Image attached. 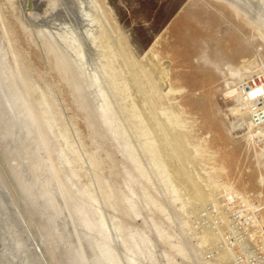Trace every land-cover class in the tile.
Instances as JSON below:
<instances>
[{
	"label": "rangeland",
	"instance_id": "1",
	"mask_svg": "<svg viewBox=\"0 0 264 264\" xmlns=\"http://www.w3.org/2000/svg\"><path fill=\"white\" fill-rule=\"evenodd\" d=\"M29 1L0 0V264H95L88 228L115 264H264V95L245 103L264 27L219 0H34L35 16ZM129 69L151 75L156 110Z\"/></svg>",
	"mask_w": 264,
	"mask_h": 264
},
{
	"label": "bare ground",
	"instance_id": "2",
	"mask_svg": "<svg viewBox=\"0 0 264 264\" xmlns=\"http://www.w3.org/2000/svg\"><path fill=\"white\" fill-rule=\"evenodd\" d=\"M215 1H217V0H215ZM222 1H223L225 4L229 5L230 8L233 9L237 14H239L240 9H243V10L246 12V13L244 12V13H245V17H246V15H247L248 19L250 20V23L253 24V27H254V26H256V27H258V28H260V27H262V26L264 27V18H263V19L261 18V17H262V14L260 13V10H258V8H255V6H254L255 2L258 1V0H219L220 3H221ZM98 2H99L98 0H97V1H96V0H91V4L94 6V8H96V7H97V8H98V7L100 8V5L98 4ZM223 2H222V3H223ZM52 3H54V2L52 1ZM33 4H36V3H34V0L29 1V2H28V8H29V11H30V12L32 11V12H31L32 14H31V13H30V14L35 16V14H37V13L34 11V9H35V5H33ZM89 4H90V3H89ZM101 4H102V3H101ZM97 5H98V6H97ZM99 10H101V9H99ZM33 11H34V12H33ZM100 12H101V11H99V14H100ZM97 13H98V11H97ZM242 13H243V11H242ZM260 14H261V17H260ZM98 16H99V15H98ZM103 17H105V16L103 15L102 18H103ZM97 19H98V18H97ZM99 19H100V18H99ZM105 19H106V18H105ZM246 19H247V18H246ZM248 19H247V21H248ZM101 20H104V19H101ZM103 23H105V22H103ZM114 23H115V22H114ZM105 29H106V28H105ZM109 31H110V30H109ZM107 33H109V32H107ZM104 34H105V33H104ZM110 34H111V32H110ZM111 35H112V34H111ZM104 36H105V35H104ZM109 36H110V35H108L107 37H109ZM113 36H114V35H113ZM42 37H43V36H42ZM110 38H111V37H109V39H110ZM107 39H108V38H107ZM13 41H14V40H13ZM51 41H52V40H51ZM102 41H103V39H102ZM106 41H107V40H106ZM106 41H105V42H106ZM110 41H111V40H110ZM116 42H117V41H116ZM110 43H111V42H110ZM114 43H115V42H114ZM49 44H50V43H49ZM104 44H105V43H104ZM107 44H109V40H108V43H107ZM105 45H106V44H105ZM110 45L113 46V44H109V45H106V46H107V47H108V46L110 47ZM112 46H111V48L114 47V46H113V47H112ZM117 46H119V45H117ZM48 47H49V46H48ZM107 47H106V49H107ZM109 47H108V49H109ZM152 47H154V46H152ZM103 48H105V47H103ZM111 48H110V50H112ZM116 48H117V47H116ZM116 48H115V47L113 48V49H114V52H115V49H116ZM57 49H58V48H57ZM108 49H107V50H108ZM152 49H153V48L149 49L148 51H150V50H152ZM48 51H50V50H48ZM50 52H51V51H50ZM54 52H55V51H54ZM54 52H53V53H54ZM109 52H113V51H109ZM109 52H108V53H109ZM114 52L108 54L109 56H110V54H111V55L113 54V56H112L111 59L115 58V56H114ZM116 52H118V55H119V54L122 55V53H120V52L118 51V49H116ZM116 52H115V54H116ZM146 53H147V52H146ZM123 54H124V53H123ZM127 54H128V53H127ZM147 54H148V53H147ZM108 55H107V56H108ZM118 55H117V57H119ZM125 55H126V54H125ZM125 55H124V56H125ZM104 56H105V55H104ZM109 56H108V57H109ZM56 57H57V56H56ZM110 57H111V56H110ZM120 57H121V56H120ZM127 57H128V56H127ZM151 57H152V56H151ZM157 57H158V56H157ZM158 58H159V57H158ZM150 59H151V58H150ZM60 60H62V58H61ZM113 60H114V59H113ZM116 60H117V59H116ZM116 60H115V61H116ZM118 60H119V58H118ZM127 60H130V59L127 58ZM120 61H121V64H122V65H123V62H127V61H125V60H123V62H122V60H120ZM149 61H150V60H149ZM61 62H62V61H61ZM111 62H112V61H111ZM111 62H110V65H111L112 67H115L114 64H111ZM129 62H130V61H129ZM135 62H136V61H135ZM141 62H142V61H141ZM112 63H113V62H112ZM116 63L119 64V61H116ZM137 63H138V62H137ZM144 63H145V62H144ZM118 64H116V67H115V68H117ZM127 64H128V63H126V68H125V67H124V68L128 70L127 67H129V65L127 66ZM133 64H134V63H133ZM138 64H139V63H138ZM138 64H137V65H138ZM146 64H147V62H146ZM149 64H150V63H149ZM57 65H59V64H57ZM124 65H125V64H124ZM124 65H123V66H124ZM63 66H64V64H63ZM63 66L60 65L59 67L61 68V67H63ZM138 66H139V65H138ZM138 66H137V67H138ZM140 66H141V65H140ZM144 66H145V65H144ZM147 66H148V64H147ZM153 66H155V65H153ZM156 66H157V65H156ZM158 66H159V65H158ZM158 66H157V67H158ZM165 66H166V65H165ZM137 67H136V68H137ZM145 67H146V66H145ZM148 67H150V65H149ZM151 67H152V66H151ZM160 67H161V65H160ZM166 67H167V66H166ZM121 68H122V66H120V72L123 71V74H124L125 69L123 68V70H122ZM131 68H132V67H131ZM57 69H58V68H57ZM61 69H64V68H61ZM66 69H67V68H66ZM117 69H119V68H117ZM133 69H134V68H133ZM139 69H140V67H139ZM151 69H152V68H150V72H151ZM155 69H156V68H155ZM162 69H163V68H162ZM121 70H122V71H121ZM131 70H132V69H131ZM141 70H142V68H141ZM141 70H140V71H141ZM144 70H145V69H144ZM153 70H154V69H153ZM159 70H160V69H159ZM59 71H60V70H59ZM65 71H66V70H65ZM114 71H115V70H114ZM133 71H134V70H133ZM133 71H130V69H129V72H133ZM135 71H136V73H134ZM135 71H134L133 73L138 75V76L136 75V77H137V81H136V83H135V81L133 80V79H135V78H133V79L131 78V75H132L133 73H129L128 71H126V72L129 73V74H127V76L131 74V75H130V78L132 79V80H131L132 83H135L136 85H138V86H136L135 84H134V85L132 84L133 86H135V87L137 88V93H136V94H138V96L136 95L137 98L139 97V99H140V98L142 97V98H141V101H143V103L140 101V103H142V106H144L145 104H148V103L145 102V101H148V102L151 103V106H153V108L155 109V108H156V106H155V105H156V101H155L156 99H155L154 94L156 95V94L158 93V91H157L155 88H153L154 86H151L150 84L148 85L147 82H146V84H145V82H144V80H145L146 78L149 79L151 75H147V74H145L147 77H145V79L142 78V79H144L143 82H142L141 76L138 74L137 70H135ZM157 71H158V70H157ZM165 71H166V70H165ZM165 71H164V73H165ZM71 72H72V71H71ZM75 72H76V71H75ZM115 72H116V73H119V70H118V72H117V71H115ZM142 72H143V70H142ZM150 72H149V73H150ZM153 72H154V71H153ZM153 72H152V73H153ZM61 73H62V72H61ZM64 73H65V72H64ZM76 73H77V72H76ZM156 73H158V72H156ZM162 73H163V72H162ZM65 74H67V73H65ZM154 74H155V73H154ZM166 74H167V71H166ZM60 75H61V74H60ZM145 75H144V76H145ZM164 75H165V74H164ZM127 76H126V79L128 80ZM144 76H142V77H144ZM152 76H153V75H152ZM157 76H158V75H157ZM160 76H161V75H160ZM162 76H163V75H162ZM166 76H167V75H166ZM73 77H74V76H73ZM75 77H76V75H75ZM156 78H157V77H156ZM163 78H164V76H163ZM163 78H162V79H163ZM71 79H72V78H71ZM123 79H124V78H123ZM123 79H122V82H123ZM152 79H153V78H152ZM154 79H155V78H154ZM154 79H153V80H154ZM158 79H159V78H158ZM165 79H166V78H165ZM167 79H168V77H167ZM77 80H78V79H77ZM153 80H152V81L149 80V82H153ZM169 80H170V79H169ZM72 81H73V80H72ZM75 81H76V80H75ZM81 81H82V79H81ZM133 81H134V82H133ZM146 81H147V80H146ZM162 81H163V80H162ZM124 82H126L125 79H124ZM158 82H159V81H158ZM160 82H161V81H160ZM72 84H73V83H72ZM77 84H78V83H77ZM124 84H125V83H124ZM128 84H131V82L129 83V81H128ZM128 84L126 83V85H128ZM158 84H159V83H158ZM166 84H167V83H165V84L162 85V86L165 87ZM155 85H157V84H155ZM123 86H124V85H123ZM168 86H169V85H168ZM168 86H166L167 89H168ZM76 87H77V86H76ZM128 87L130 88V86H128ZM163 87H161V88H163ZM132 88H134V87H132ZM165 89H166V88H165ZM167 89L165 90L166 92H167ZM169 89H170V88H169ZM135 91H136L135 89L133 90V92H132V90H131V93H133V94H131V95L134 96V95H135V94H134ZM161 91H162V90H161ZM234 91H238V90L235 89V90H233L232 92L234 93ZM170 92L172 93L171 90H170ZM162 93H163V92H162ZM174 93H175V92H174ZM178 93H179V92H178ZM235 93H236V92H235ZM129 94H130V93H129ZM157 95L159 96V95H161V94L159 93V94H157ZM163 95H165V94L163 93ZM166 95H169V94H166ZM166 95H165V96H166ZM244 95H245V94H244ZM263 95H264V86L257 85L256 88L253 87V89H252L248 94H246L245 103H247L248 105H250L249 107H250V109H251V106H252L251 103H253V101H255L258 97H261V96H263ZM17 96H18V95H16V97H17ZM162 97H163V96H162ZM242 97H243V96H242ZM158 98H161V96L158 97ZM261 98H262V97H261ZM263 98H264V97H263ZM263 98H262V99H263ZM19 99H20V98H19ZM241 99H242V98H241ZM243 99H244V98H243ZM258 99H259V98H258ZM17 100H18V99H17ZM130 100H131V99H130ZM133 100H134V102L136 101L135 99H133ZM133 100H131V101H133ZM158 100H159V99H158ZM164 100H165V99H164ZM164 100H163V101H164ZM166 100H167V99H166ZM238 100H240V99H238ZM20 101H21V100H19V103H20ZM137 101H139V100L137 99ZM137 101H136V103H137ZM16 102H17V101H16ZM79 102H80V101H79ZM134 102H133L131 105H133ZM144 102H145V103H144ZM159 102H160V101H159ZM164 102H165V101H164ZM255 102H256V101H255ZM255 102H254V103H255ZM140 103H139V106H140ZM157 103H158V102H157ZM168 103H169V102H168ZM23 104H24V103H23ZM23 104H22V105H23ZM143 104H144V105H143ZM163 104H164V103H163ZM18 105H19V104H18ZM22 105H21V106H22ZM25 105H27V104H25ZM25 105H24V107H25ZM83 105H84V103H83ZM136 105L138 106V104H136ZM169 105H170V104H169ZM244 105H245V104H244ZM248 105H247V106H248ZM133 106H134V105H133ZM162 106H163V105H162ZM170 106H171V105H170ZM24 107L22 106L21 109H23ZM148 107H150V105H149V106L145 105V108H148ZM245 107H246V106H245ZM249 107H247V108L249 109ZM253 107H254V106H253ZM135 108H136V106H135ZM137 108H138V107H137ZM151 108H152V107H151ZM82 109H83V107H82ZM157 109H158V108H157ZM169 109H170V108H169ZM169 109H168V110H169ZM243 109H244V108H243ZM245 109H246V108H245ZM135 110H137V109H135ZM151 110H152V109H151ZM151 110H150V112H149V110H148V112H146L147 110H146V111L144 110L143 113L150 114V113H151ZM155 110H156V109H155ZM139 111H140V110H138V113H139ZM142 111H143V110H142ZM163 111H164V114L166 115V111H165V109H164ZM253 111H254V110H253ZM136 112H137V111H136ZM152 112H153V110H152ZM262 112H263V111H262ZM155 113H157V112H155ZM159 113H160V112H159ZM161 113H162V112H161ZM171 113H172V112H171ZM171 113H170V114H171ZM173 113H175V112H173ZM176 113H177V112H176ZM250 113H251V114H255V115H257V114H256L257 112L253 113L252 110H246L245 115H244V118L251 119L253 116L251 117V114H250ZM28 114H29V111H28ZM147 114H146V115H147ZM152 114H154V112H153ZM162 114H163V113H162ZM162 114H161V115H162ZM164 114H163V115H164ZM146 115H145V116L142 115V117H140V116L138 115V116L140 117V118H138V119H140V120H138V122L141 121V119H143L144 117H146ZM157 115H158V114H157ZM167 115H168V114H167ZM242 115H243V113H242ZM147 116H148V115H147ZM149 116H151V115H149ZM169 116H171V115H169ZM155 117H156V116H155ZM172 117H173L172 120H171L170 118H167V120L170 119V124H169V126H170L171 124H172V126H173V124H174V125H175V128H177L178 130H180V137H182V140H184L185 143L190 144V145L193 146V143H191L192 140H191L189 134L187 133V130L185 129V125H184V123H183L180 119H178L177 116H176V118H175L174 116H172ZM242 117H243V116H242ZM250 117H251V118H250ZM258 118H259V117H258ZM149 119H151L150 121H152V117L149 118ZM156 119H157V118H156ZM145 120H146V119L142 120L143 123H141V124H142L143 126L146 124L145 122H146L147 120H146V121H145ZM159 120H160V119H159ZM245 120H246V119H245ZM256 120H257V119H256ZM154 121L156 122L157 120L154 119ZM247 121H249V120H247ZM157 122L159 123V124H158V127H159V128L157 129V131H159V129L162 127V125H160V122H159V121H157ZM150 123H152V122H150ZM163 123H166V124H167V123H169V122H164V121H163ZM252 124H255V123H252ZM252 124H251V125H252ZM147 125H148V124H147ZM147 125H146V126H147ZM150 125H151V124H150ZM152 125H153V124H152ZM154 125H155V123H154ZM156 126H157V125H156ZM156 126H155V128H157ZM160 126H161V127H160ZM255 126H257V125H255ZM144 127H145V126H144ZM149 127H150V126H149ZM149 127H148V128H149ZM153 127H154V126H153ZM164 127H165V125H164L162 128H164ZM173 127H174V126H173ZM145 128H147V127H145ZM148 128H147V129H148ZM150 128H152V127H150ZM150 128H149V129H150ZM155 128H154V129H155ZM162 128H161V130H162ZM255 128H256V127H255ZM257 128L259 129V127H257ZM152 129H153V128H152ZM165 129H166V128H165ZM165 129H164V130H165ZM164 130H163V131H164ZM170 130H172V129L170 128ZM174 130H175V129H174ZM174 130H173V131H174ZM251 130H252V129H251ZM163 131H162V132L159 131V133H160V132L163 133ZM254 131H256V130H254ZM149 132H151V131H149ZM164 132H165V131H164ZM167 132H169V131H167ZM176 132H177V131H176ZM260 132H261V131H260ZM161 133H160V134H161ZM173 133H174V132H173ZM165 134H166V133H165ZM177 134H179V133H177ZM258 134H259V133H258ZM258 134H257V135H258ZM260 134H261V133H260ZM260 134H259V135H260ZM170 135H171V133H170ZM251 135H252V134H251ZM254 135H255V134H254ZM262 135H263V134H262ZM153 136H155V135H153ZM160 136H161V135H160ZM163 136L165 137V135H163ZM163 136H161V137H163ZM255 136H256V135H255ZM175 137H177V136H175ZM178 137H179V136H178ZM178 137H177V138H178ZM156 138H157V137H156ZM167 138H168V137H167V135H166V140H167ZM177 138H176V139H177ZM179 140H181V138H180ZM164 141H165L164 138H163V139H160L161 144H162ZM183 143H184V142H183ZM185 143H184V144H185ZM174 144H175V143H174ZM167 145H168V144H167ZM162 146H164V145L162 144ZM179 146H180V145H179ZM183 146H184V145H183ZM194 146H195V145H194ZM194 146H193V147H194ZM157 147H159V146H157ZM160 147H161V146H160ZM164 147H165V146H164ZM164 147H163V148H164ZM181 147H182V146H181ZM168 148H169V147H168ZM174 148H175V147H174ZM190 148H191V147H190ZM190 148H189V149H190ZM164 149H165V148H164ZM166 149H167V147H166ZM166 149H165V150H166ZM189 149H188V150H189ZM191 149H192V148H191ZM195 149H196V148H195ZM200 149H202V147H200ZM200 149L197 148V150L199 151V152H198L199 155L204 154V151H202V150H200ZM170 150H171V148H169V152H171L172 154H175V153H173V152L170 151ZM172 150H173V149H172ZM174 150H175V149H174ZM176 151H177V149H176ZM176 151H175V152H176ZM189 151H190V150H189ZM193 151H194V150H193ZM169 152H168V154H169ZM181 152H182V151H181ZM190 152H191V151H190ZM196 152H197V151H196ZM162 153H163V152H162ZM165 153H166V151H165ZM171 153H170V154H171ZM198 153H195V154H194V153H191V154L196 155V154H198ZM172 154H171V155H172ZM164 155H165V154H164ZM164 155H163V156H164ZM166 155H167V153H166ZM171 155H169V156H171ZM186 155H187V154H186ZM189 155H190V154H189ZM178 156H179V155H178ZM180 156L182 157V155H180ZM259 156H261V155H259ZM184 157H186V156H183V157H182L183 160L186 161V160L188 159V157H186V158H187L186 160L184 159ZM196 157H197V155H196ZM164 158H165V157H164ZM167 158H168V157H167ZM182 158H181V159H182ZM171 159H173V155H172V158H171ZM176 159H177V158H176ZM176 159L174 158V160H176ZM178 159H179V158H178ZM166 160H167V159H166ZM174 160H173V161H174ZM190 160H192V159H191V156H190L189 161H190ZM164 161H165V160H164ZM173 161H170V159L168 160L169 164H170V162H172V164H173V163L175 164V162H176L177 160L174 161V162H173ZM177 162H178V161H177ZM177 162H176V163H177ZM195 162H197V160H196ZM165 163H166V162H164V164H165ZM178 163H180V162H178ZM197 163H198V162H197ZM197 163H196V164H197ZM158 165H159V164H158ZM166 165H168V164H166ZM178 165H179V164H178ZM181 165H183V164L181 163ZM202 165H203V164H202ZM160 166H161V165H160ZM172 166H173V165H172ZM183 166H184V165H183ZM157 167H158V166H157ZM194 167H195V166H194ZM196 167H197V166H196ZM196 167H195V168H196ZM161 168L163 169V167H161ZM161 168H160V169H161ZM166 168H167V167H166ZM168 168H169V166H168ZM176 168H177V167H176ZM158 169H159V168H158ZM160 169H159V170H160ZM162 169H161V170H162ZM193 169H194V168H193ZM178 170H179V169H178ZM197 170H198V169H197ZM204 170H205V169H204ZM170 171H171V170H170ZM212 171H213V170H212ZM186 172H187V171H186ZM172 173H175V172L172 171ZM188 173H189V171H188ZM190 173H191V172H190ZM205 173H206V172H205ZM159 174H160V173H159ZM161 174H162V173H161ZM162 175H163V174H162ZM165 175H166V173H165ZM193 175H194V174H193ZM206 175H208V174H206ZM178 176H179V175H177L176 177H178ZM209 177H210V176H209ZM173 178H175V177H173ZM182 178H183V177H182ZM175 179H176V178H175ZM209 179H210V178H209ZM184 180H185V179H183V181H184ZM173 181H174V179H172V182H173ZM176 181L183 183L182 181L179 180V177L177 178ZM185 181H186V180H185ZM187 182H188V181H186V182L184 183V185L187 184ZM209 182H210V184H212L213 179H211ZM200 183H201V182H200ZM200 183H199V184H200ZM191 184H192V183H190V185H191ZM204 184H205V183H204ZM207 184L209 185V183H207ZM177 185H178V184H177ZM188 185H189V182H188ZM214 185H215V184H214ZM180 186H181V185H180ZM186 186H187V185H186ZM186 186H184L183 188H184V189H187V188H185ZM215 186L217 187V185H215ZM190 187H191V186H190ZM197 187H198V186H197ZM197 187H196V188H197ZM200 187H203V186L201 185ZM196 188H188V189L190 190L191 194H187V195H192V194H193V195L195 196V197L193 196V199L191 198L193 201H194V198H195V199H199L200 201L206 199L207 196H208V195H207L208 193L205 192L206 190H205L204 188H202V189H199V188L196 189ZM209 188H210V186H209ZM226 188H227V187H226ZM203 189H204V191H203ZM210 189L213 190V187H211ZM215 189H216V188H215ZM182 190H183V189H182ZM189 190H188V191H189ZM212 190H209V191H212ZM179 191H180V189H179ZM225 191H230V189L228 188V189H226ZM230 192H231V193H230ZM230 192H229L230 194H233V193H232L233 191H230ZM178 193H179V192H178ZM183 193L186 194V192H183ZM210 193H211V192H210ZM214 194H215V193H214ZM179 195H181V194H179ZM179 195H178V196H179ZM210 195H211V194H210ZM216 195H217V194H216ZM235 195H236V194H235ZM178 196H177V197H178ZM230 196H231V195H230ZM214 197H215V196H214ZM180 198H181V197H180ZM182 198H183V197H182ZM182 198H181V200H182ZM184 198H185V197H184ZM215 198H216V197H215ZM191 199H190V200H191ZM209 199H210V197H209ZM232 199H233V198H232ZM199 200H198V203H201V202H199ZM212 200H213V199H212ZM214 200H215V199H214ZM214 200H213V201H214ZM184 201H185V200H184ZM204 201H205V200H204ZM219 201H220V200H219ZM177 202H178V201H177ZM191 202H192V201H191ZM195 202H197V200H195ZM195 202H193L192 204H194ZM207 203H208V202H207ZM209 203H210V202H209ZM217 203H218V202H217ZM196 204H197V203H196ZM196 204H195V205H196ZM211 204H213V202H211ZM215 204H216V203H215ZM204 205H205V204H204ZM206 205H207V204H206ZM209 205H210V204H209ZM209 205H208V206H209ZM217 205H218V204H217ZM186 206H187V205H186ZM199 206H200V204H199ZM203 208L206 209L204 206H203ZM217 208H218V207H217ZM218 211H221V210L219 209ZM222 211H223V210H222ZM219 214H220V213H219ZM222 214H223V216H224V213H223V212H222ZM222 214H220V215H222ZM223 216H222V217H223ZM82 218L84 219L85 217L82 216ZM85 220H87V218H85ZM85 220H84V222H83V220H82V223H89V222H85ZM226 220H227V219H226ZM88 221H89V220H88ZM227 222H228V220L226 221V223H227ZM90 223H92V222H91V219H90ZM92 224H93V223H92ZM92 224H90L91 226H90L89 224H88L89 226H88L87 224H86V225H87L88 227H93ZM86 225H85V224H84V225L82 224V226H85L86 228H88ZM226 225H227V224H226ZM230 225H231V224H228V226H230ZM222 226H223V225H222ZM85 227H84V228H85ZM82 228H83V227H82ZM93 229H95V228H93ZM93 229H91V230H90L89 228L87 229V230H88V233L90 234L89 236H91V238L88 239L89 242H88L87 240H86V241L88 242V244L90 243L91 245H93V246H94V247L92 246L93 248H95V246H96V251H94V255H95V257H96V259H95V258H94V259H95L96 261H95L94 263H95V264H96V263H97V264H115L116 260H115V262H113V259H114V258L111 257V256H112V253H113V252H112V249L109 250V248H110V244H109V242H106V243L109 244V248L107 249V252H106V249H103V248L106 247V246L104 247V245H103V247L101 246V249H98V248H99V246H98L99 244L96 245L95 243L97 242L96 240H98L99 238H96V235H95V234H97V232H96V230H95L96 233L94 234V232L92 231ZM89 230L92 231L93 233H92V232H89ZM84 231H86V230H84ZM221 231H222V230H221ZM88 233H87V235H88ZM206 234H207V233H206ZM211 235H212V234H211ZM89 236H88V237H89ZM220 236L222 237V235H220ZM97 237H98V236H97ZM94 238H96V240H95L96 242L94 241ZM202 238H203V237H202ZM100 240H101V239H100ZM103 241L105 242V240H102V241H100V244H101V242H103ZM104 242H103V244H104ZM106 243H105V244H106ZM245 244H246V243H245ZM245 244H244V245H245ZM88 246H89V245H88ZM97 246H98V247H97ZM247 246H248V245H247ZM243 249H244V248H243ZM94 250H95V249H94ZM108 250L112 252V253L110 252V253H111V256L109 255L110 253H108ZM230 250H231V249H230ZM226 252H227V251H226ZM229 252H231V251H229ZM228 254H229V253H228ZM228 254H223L222 257H220V256H219V257L223 260V262H225L224 260H226V259H228V258L231 257V255H230V257H229ZM219 255H220V254H219ZM227 255H228V256H227ZM112 258H113V259H112ZM220 261H221V260H220ZM228 261H229V260H228ZM221 262H222V261H221ZM226 262H227V261H226ZM218 263H219V262H218ZM116 264H117V263H116Z\"/></svg>",
	"mask_w": 264,
	"mask_h": 264
}]
</instances>
